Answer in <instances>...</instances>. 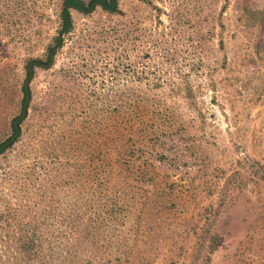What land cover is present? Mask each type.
Returning <instances> with one entry per match:
<instances>
[{"label": "rangeland", "instance_id": "rangeland-1", "mask_svg": "<svg viewBox=\"0 0 264 264\" xmlns=\"http://www.w3.org/2000/svg\"><path fill=\"white\" fill-rule=\"evenodd\" d=\"M58 1L0 0V139L17 112L24 61L44 58L58 32ZM120 10L72 13L53 65L35 71L22 136L0 157V214L83 186L99 201V147L127 103L143 101L155 134L145 176L115 184L128 196L124 221L109 226L119 240L82 233L80 255L264 264V182L252 170L264 165V0H120Z\"/></svg>", "mask_w": 264, "mask_h": 264}, {"label": "trees", "instance_id": "trees-1", "mask_svg": "<svg viewBox=\"0 0 264 264\" xmlns=\"http://www.w3.org/2000/svg\"><path fill=\"white\" fill-rule=\"evenodd\" d=\"M57 8L59 29L47 45L44 58H28L21 68L17 112L9 121L8 132L0 139V157L20 140L32 99L31 83L35 71L47 70L53 65L57 51L73 30L72 13L88 16L96 9L108 15L122 12L120 0H59ZM131 103H127L128 113L124 122H114L111 139L99 147L100 157L95 166L96 181L93 185L95 199L99 201L88 198L85 193L88 189L84 190V186L78 195H71V190L54 191L47 203L45 198L37 202L19 201L12 213L0 214L3 223L14 226L13 230L0 234V264H103L98 251L90 250L80 255L78 242L81 234L94 237L102 231L104 242H118V234L109 226L124 221L122 212L128 196L124 188L115 184L119 181L124 184L131 175L145 176L142 164L146 162V157L142 153L151 134H155V125L147 116V103L135 101L137 107L142 106L139 111ZM104 151L108 155L101 157ZM252 170L264 182V165L253 162ZM150 175L153 177L154 173ZM218 176L214 174L213 183L217 182ZM32 206L44 208L33 211L30 209ZM215 238L211 239L212 244Z\"/></svg>", "mask_w": 264, "mask_h": 264}]
</instances>
